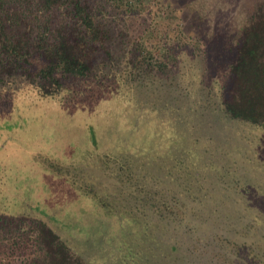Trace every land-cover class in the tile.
I'll return each instance as SVG.
<instances>
[{"label":"trees","instance_id":"16d2710c","mask_svg":"<svg viewBox=\"0 0 264 264\" xmlns=\"http://www.w3.org/2000/svg\"><path fill=\"white\" fill-rule=\"evenodd\" d=\"M191 28L169 0H0L1 108L20 97L29 105L72 102L104 89L135 109L171 105L205 117L217 136L221 120L252 131L204 163L149 167L124 156L95 171L115 173L134 197L122 210L131 240L108 264H214L212 239L227 250L223 264H264V244L229 242L226 228L239 208L250 223H264V185L255 180H264V0L238 33L213 37L218 57ZM218 58L225 62L216 70ZM5 169L0 163V264H90L44 217L4 210ZM104 204L115 206L110 198ZM5 256L13 260L4 263Z\"/></svg>","mask_w":264,"mask_h":264},{"label":"rangeland","instance_id":"374dc122","mask_svg":"<svg viewBox=\"0 0 264 264\" xmlns=\"http://www.w3.org/2000/svg\"><path fill=\"white\" fill-rule=\"evenodd\" d=\"M169 1L191 19V32L201 33L209 47L214 36L238 33L259 0ZM211 47L212 55L218 57V44L213 42ZM224 62L218 58L216 70ZM39 100L29 105L20 97L0 107V163L7 170L4 182L10 191L3 208L44 217L90 264H108L119 255L124 240H131L127 229H122V210L134 201L117 186L115 173L113 177L111 172L100 176L95 171L124 156L149 167L152 161L158 164L157 160L204 163L219 148L231 152L238 142L236 135L252 133L240 124L229 122L224 126L221 120L217 136L205 117H189L185 110L178 111L171 105L159 110L152 107L151 111L135 109L128 98L107 94L104 89L72 102L49 99L36 104ZM14 174L21 176L13 183ZM262 179L255 180L264 185ZM89 183L100 188L101 194H87L84 188ZM109 198L115 202L114 207L104 206ZM243 200L248 203L247 195ZM229 201L233 204L236 199L231 196ZM226 228L229 242L236 239L264 244V223H250L240 208L229 213ZM218 244L212 239L209 253H214V264H223L219 258H224L227 250ZM9 260L13 257L5 256L3 262Z\"/></svg>","mask_w":264,"mask_h":264}]
</instances>
